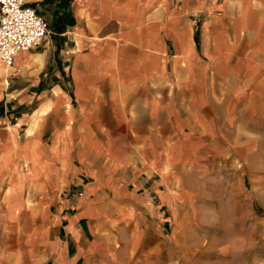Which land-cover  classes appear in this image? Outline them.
I'll use <instances>...</instances> for the list:
<instances>
[{
	"label": "crops",
	"instance_id": "0c3cea01",
	"mask_svg": "<svg viewBox=\"0 0 264 264\" xmlns=\"http://www.w3.org/2000/svg\"><path fill=\"white\" fill-rule=\"evenodd\" d=\"M24 1L50 23L0 63V264H188V222L264 206V0Z\"/></svg>",
	"mask_w": 264,
	"mask_h": 264
},
{
	"label": "rangeland",
	"instance_id": "374dc122",
	"mask_svg": "<svg viewBox=\"0 0 264 264\" xmlns=\"http://www.w3.org/2000/svg\"><path fill=\"white\" fill-rule=\"evenodd\" d=\"M230 208L214 204L212 216L188 222L199 235L182 239L181 253L190 259L188 264H264V206L250 207L254 213L242 219L241 207L228 218L224 213Z\"/></svg>",
	"mask_w": 264,
	"mask_h": 264
},
{
	"label": "built area",
	"instance_id": "2783aa9c",
	"mask_svg": "<svg viewBox=\"0 0 264 264\" xmlns=\"http://www.w3.org/2000/svg\"><path fill=\"white\" fill-rule=\"evenodd\" d=\"M47 23L24 0H0V63L13 66L15 57L38 47L47 36Z\"/></svg>",
	"mask_w": 264,
	"mask_h": 264
}]
</instances>
